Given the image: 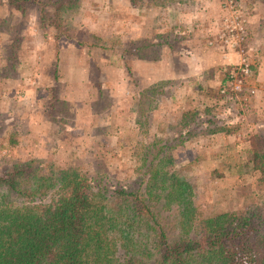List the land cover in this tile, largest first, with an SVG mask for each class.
Instances as JSON below:
<instances>
[{
    "label": "rangeland",
    "instance_id": "1",
    "mask_svg": "<svg viewBox=\"0 0 264 264\" xmlns=\"http://www.w3.org/2000/svg\"><path fill=\"white\" fill-rule=\"evenodd\" d=\"M114 1L79 0L53 22L47 18L53 11L49 0L23 1L18 7L0 0V174L14 162L34 159L42 172L72 168L108 183L130 182L135 188L145 168L143 158L148 161L164 144L163 155L170 162L161 169L187 183L186 200L199 217L252 207L259 201L260 187L245 161L246 148L251 135L264 133L260 0H231L243 14L245 34L237 50L225 56L221 50L224 61L228 55L235 59L216 65L221 73L212 89L196 76H151L144 85L138 76L133 81L123 53L130 9L140 16L139 8H148L147 21L165 23V33H173L176 2L190 14L199 0ZM223 1L213 3L218 23L214 17L211 24L218 29L204 42L207 48L217 43L224 49L217 40ZM164 6L167 15H159L157 8ZM91 25L96 33L78 28ZM155 34L161 39V33ZM69 37H81L82 45L88 42V72L84 66L78 71L66 58ZM242 57L249 71L240 76L237 100L225 101L220 85ZM151 59L156 63L160 58ZM179 135L183 140L178 141ZM159 201L158 216L173 236L176 211Z\"/></svg>",
    "mask_w": 264,
    "mask_h": 264
},
{
    "label": "trees",
    "instance_id": "2",
    "mask_svg": "<svg viewBox=\"0 0 264 264\" xmlns=\"http://www.w3.org/2000/svg\"><path fill=\"white\" fill-rule=\"evenodd\" d=\"M78 1L49 0L47 18L56 21ZM248 141L259 201L204 217L186 200L187 183L162 171L170 162L164 144L143 158L135 188L72 168L42 172L34 159L14 162L0 174V264H264V133ZM159 200L176 211L173 236Z\"/></svg>",
    "mask_w": 264,
    "mask_h": 264
},
{
    "label": "crops",
    "instance_id": "3",
    "mask_svg": "<svg viewBox=\"0 0 264 264\" xmlns=\"http://www.w3.org/2000/svg\"><path fill=\"white\" fill-rule=\"evenodd\" d=\"M117 1H114L116 5H118ZM215 1L199 0L200 3L197 4L196 8H192L190 14L186 13V10L183 9V4L176 2L175 9L177 11H175L176 13L173 12V18L177 22L170 24L174 27L173 33H165L167 28L165 23L162 25L161 23L157 24L147 21V14H149L148 8L138 7L141 13L140 16L135 14V8L130 9V15L128 11V25L125 40L127 50L123 51L126 54V58H128L126 64L127 71L132 74V76L129 74V77L133 80L135 76H138L136 77L137 80L144 85L151 80V76H158L160 79L166 80L172 78L178 80L180 78L196 76L199 81H205L208 88L212 89V87H215L221 73L216 68V65L226 64L225 61L230 62L231 59H235L231 55H228L229 58L227 56L224 61L220 53L223 49L217 46V43L208 48L204 45V42L218 29L214 25L218 23V8L216 5H213ZM121 3L124 5L127 1L121 0ZM157 9L160 12L158 14L162 16L167 15L169 11V8L166 6ZM196 16L197 18L195 19ZM214 17L217 22L212 25L211 20ZM138 18H141L142 21L138 22ZM165 18L163 17L162 20L164 21ZM89 23H92V21ZM94 27L93 25L85 27L78 26L79 29H84L89 32H95ZM157 32L161 33V39L155 38L157 36L155 33ZM81 39V37L76 39L69 37L66 39V58H69L74 63V67L78 71L84 66L85 71L88 72V58H91L89 57L90 53L86 46L88 42H84L82 45ZM117 54L116 58H120L121 55L119 53ZM151 58H160L156 60L159 63L158 70H161L160 75H156L157 62L154 63L155 61ZM82 63H85V65H82ZM88 80L92 82V80ZM84 81L87 82V80ZM180 84H182V81L177 82V86H180ZM96 85L94 84V86ZM97 94L99 95V93ZM97 101L98 98L95 97L92 100L93 103Z\"/></svg>",
    "mask_w": 264,
    "mask_h": 264
},
{
    "label": "built area",
    "instance_id": "4",
    "mask_svg": "<svg viewBox=\"0 0 264 264\" xmlns=\"http://www.w3.org/2000/svg\"><path fill=\"white\" fill-rule=\"evenodd\" d=\"M222 10L223 14L220 18V31L217 34V40L220 41L219 43L224 48L223 56H225V52L231 51V49L237 50V46H239L241 39L244 37L245 31L243 14L231 0L223 1ZM210 44L211 41L207 42V45ZM237 59L236 67L228 70V74L219 88V93L225 101L227 99L232 101L237 100L234 93H237L242 88L240 76L247 74L249 71L245 58Z\"/></svg>",
    "mask_w": 264,
    "mask_h": 264
}]
</instances>
